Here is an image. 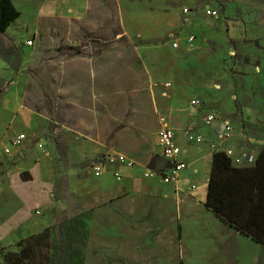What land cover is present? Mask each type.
<instances>
[{"label":"rangeland","instance_id":"374dc122","mask_svg":"<svg viewBox=\"0 0 264 264\" xmlns=\"http://www.w3.org/2000/svg\"><path fill=\"white\" fill-rule=\"evenodd\" d=\"M11 1L20 17L8 31L13 46L5 48L0 42V55L13 79L22 72L20 49L25 40L33 38V50H39L42 62L55 58L56 43L44 45L35 40L42 29L32 22L42 0ZM89 3L94 4L86 22L91 30L80 33L82 40L92 43L93 51L101 44L109 56L124 53L137 65L150 63L157 78L153 86L163 98L179 100L176 113L172 112L177 106H169L167 113L160 114L159 129L165 124L174 132L184 130L187 140L196 134L192 126L205 128L199 114L189 113V101L198 98L211 113L235 126L241 137L235 136L236 146L251 153L253 146L246 139H264V0ZM205 8L219 9V18L207 17ZM188 37L194 40L189 43ZM25 75L37 111L51 120L53 91L47 86L51 72L34 65ZM7 83L0 78V88ZM245 106L252 117L242 114ZM39 138L44 146L38 144L37 159L44 160L48 169L50 157L57 205L37 218L45 224L37 234L44 232L53 264H234L235 245L223 252V244L213 239L205 224L184 223L182 233L176 202L167 192L112 189L113 179L106 186L94 181L82 187L67 186L70 176L62 172L66 153L60 154L62 149L53 145L48 131ZM22 179L29 180V176L24 174ZM16 207L17 203L0 195V221ZM37 234L0 240V264L19 253V243ZM258 263L264 264V252Z\"/></svg>","mask_w":264,"mask_h":264},{"label":"crops","instance_id":"0c3cea01","mask_svg":"<svg viewBox=\"0 0 264 264\" xmlns=\"http://www.w3.org/2000/svg\"><path fill=\"white\" fill-rule=\"evenodd\" d=\"M89 1L42 0L38 5V15L32 24L42 30L35 40L44 45L56 43L55 58L42 62L39 50H33V38L27 39L25 42L31 41L32 45L24 43L20 49L22 72L12 79L7 63L0 55V78L8 82L5 88H0V195L17 203V207L0 221V240L12 236L25 238L41 232L45 224L37 218L57 205L50 157L48 169L44 160L37 159L41 150L38 144H43L40 134L48 131L53 145L62 149L60 154L66 153L63 158L67 160V166L62 172L70 176L67 186L82 187L93 181L98 186H106L113 179L112 189L167 192L176 202L182 233L184 223L205 224L213 239L223 244V252L231 244L235 245L234 264H259L264 248L233 227L221 223L204 207L214 153L209 142L219 136L224 118H218L205 128L203 125L192 126L195 133L203 135L204 143L201 144H189L187 132L175 131L176 142L181 148L179 159L186 163L176 182L165 184L160 178H143V170L147 168L166 170L169 167V163L160 156L156 142L158 120L160 114L167 113L169 106H177L176 110H171L176 113L181 105L179 100L163 98L153 86L157 78L150 70V63L137 65L133 59L124 57V53L109 56L101 44L98 50L94 48L93 51L92 43L82 40L80 33L91 30L86 22L93 14L94 4L90 5ZM13 23L0 34V42L5 48L13 46L8 34ZM34 65L51 72L47 84L53 91L51 120L37 111L36 103L30 97V81L25 71ZM194 99L198 98L191 99L189 104ZM189 104V113L199 114L204 124L205 116L211 111L204 102L201 108H193ZM244 108L248 107L242 108L244 117H252ZM233 128V137L221 147L248 152L247 148L235 145V136L241 137L235 126ZM35 133L38 135L31 136ZM18 134H24L26 139L20 149H15L10 141ZM246 140L253 146L251 156L255 162L264 139L250 137ZM5 148L10 149L8 157L3 153ZM116 153L131 159L133 168L109 165L102 176L93 177L90 171L92 164L105 154ZM112 171L121 175L119 181L113 178ZM23 174H27L29 180H23ZM82 174L87 177L78 178ZM36 209L39 213L35 212L34 216Z\"/></svg>","mask_w":264,"mask_h":264},{"label":"trees","instance_id":"16d2710c","mask_svg":"<svg viewBox=\"0 0 264 264\" xmlns=\"http://www.w3.org/2000/svg\"><path fill=\"white\" fill-rule=\"evenodd\" d=\"M19 15L11 0H0V34ZM204 207L221 223L264 248V142L253 165L234 166L224 153H213ZM19 245H22L19 253L9 257L6 264H53L44 232Z\"/></svg>","mask_w":264,"mask_h":264},{"label":"built area","instance_id":"2783aa9c","mask_svg":"<svg viewBox=\"0 0 264 264\" xmlns=\"http://www.w3.org/2000/svg\"><path fill=\"white\" fill-rule=\"evenodd\" d=\"M205 14L209 18L218 19L220 13L218 9L205 8ZM183 12L187 14L188 10L183 9ZM194 40L193 37H188V42L191 43ZM26 45L31 46V41H26ZM174 48L177 47L176 44L173 45ZM169 84L166 85L168 87ZM193 108H201L203 102L199 99H194L189 104ZM219 116L214 113H209L205 116L204 124L211 125L212 123L218 121ZM221 132L216 140L209 142L210 149L216 153H224V155L234 164V166H247L253 165L254 160L252 159L251 153L248 152H237L235 149L227 147L222 148L221 145L229 141L233 137L234 128L228 121H222ZM175 132L167 127L165 124H161L158 134L156 136L157 146L160 149V156L169 163V167L166 170H154L147 169L143 173V178L145 179H155L160 178L165 184H171L178 180L180 172L186 168V163L179 159L181 153V148L177 144L175 139ZM26 136L24 134H18L13 137L10 141L11 147L15 149H20L25 141ZM187 142L193 144L204 143V138L202 134H194L187 138ZM5 156H10L11 152L9 148L3 150ZM118 164L124 166L125 168H133L134 162L131 159L126 158L122 154H108L103 155L100 159L92 164L90 171L93 177L99 178L105 171V168L109 165ZM114 177L117 180L121 179V175L118 172L114 173ZM39 212H36L38 214Z\"/></svg>","mask_w":264,"mask_h":264}]
</instances>
